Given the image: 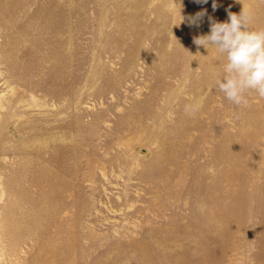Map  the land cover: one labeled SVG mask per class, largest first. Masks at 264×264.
Wrapping results in <instances>:
<instances>
[{
    "label": "rangeland",
    "instance_id": "obj_1",
    "mask_svg": "<svg viewBox=\"0 0 264 264\" xmlns=\"http://www.w3.org/2000/svg\"><path fill=\"white\" fill-rule=\"evenodd\" d=\"M215 2L0 0V264H264V98L193 43L264 0Z\"/></svg>",
    "mask_w": 264,
    "mask_h": 264
},
{
    "label": "clouds",
    "instance_id": "obj_2",
    "mask_svg": "<svg viewBox=\"0 0 264 264\" xmlns=\"http://www.w3.org/2000/svg\"><path fill=\"white\" fill-rule=\"evenodd\" d=\"M207 3L208 0H195ZM179 11L181 23L187 20L189 26H199L197 21L206 15V10L195 16L185 17ZM213 9L217 7L213 0ZM254 13L250 8H242L239 14L229 11L226 22L211 21L210 34L193 38L195 45L215 48L225 58L222 78L215 81L225 98L237 106H248L246 94L255 92L264 98V29H250ZM196 108L186 106L185 111L195 115Z\"/></svg>",
    "mask_w": 264,
    "mask_h": 264
}]
</instances>
